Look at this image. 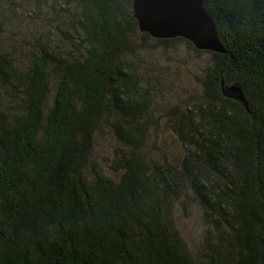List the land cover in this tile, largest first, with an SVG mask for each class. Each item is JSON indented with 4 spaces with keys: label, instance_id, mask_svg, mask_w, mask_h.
Returning <instances> with one entry per match:
<instances>
[{
    "label": "trees",
    "instance_id": "trees-1",
    "mask_svg": "<svg viewBox=\"0 0 264 264\" xmlns=\"http://www.w3.org/2000/svg\"><path fill=\"white\" fill-rule=\"evenodd\" d=\"M132 5L0 0V264H264V0H203L223 52L163 122L144 56L193 46Z\"/></svg>",
    "mask_w": 264,
    "mask_h": 264
},
{
    "label": "rangeland",
    "instance_id": "rangeland-1",
    "mask_svg": "<svg viewBox=\"0 0 264 264\" xmlns=\"http://www.w3.org/2000/svg\"><path fill=\"white\" fill-rule=\"evenodd\" d=\"M154 40L152 38L150 42ZM144 57L146 61L155 62L154 67L162 74L159 76L158 92L155 93L156 115L161 122L172 118L175 108L181 112L187 104L202 100L205 68L212 58L210 51L197 52L184 41H174L167 46H156ZM163 132L166 134L163 140L164 145H168V152L177 155L180 149L175 135L169 131ZM114 145V140L105 129L96 142V158L100 160L102 156H111ZM193 222L194 219H190L189 224L183 225V230L184 233L190 231L192 239H189L197 242L198 226Z\"/></svg>",
    "mask_w": 264,
    "mask_h": 264
},
{
    "label": "water",
    "instance_id": "water-1",
    "mask_svg": "<svg viewBox=\"0 0 264 264\" xmlns=\"http://www.w3.org/2000/svg\"><path fill=\"white\" fill-rule=\"evenodd\" d=\"M133 14L140 32L154 39L184 38L198 50L223 52L213 19L203 7V0H133ZM222 92L244 102L239 87Z\"/></svg>",
    "mask_w": 264,
    "mask_h": 264
}]
</instances>
